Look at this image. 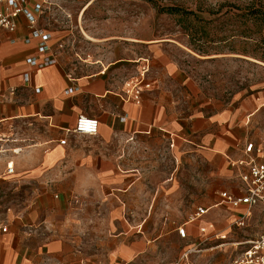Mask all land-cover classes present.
Returning a JSON list of instances; mask_svg holds the SVG:
<instances>
[{"label": "crops", "instance_id": "0c3cea01", "mask_svg": "<svg viewBox=\"0 0 264 264\" xmlns=\"http://www.w3.org/2000/svg\"><path fill=\"white\" fill-rule=\"evenodd\" d=\"M70 1L32 0L29 5L44 8L36 28L52 34L49 45L56 66L27 65L29 58L43 55L38 40L25 43L31 32L24 16L18 17L14 33L0 31V145L21 149L19 155L0 157V187L29 186L34 193L24 210L0 212L8 227L7 233H0V264H187L189 258L212 251L208 244L227 246L226 234L232 229L259 223L262 216L264 222L262 207L246 216L245 206L232 209L221 197H243L240 176L248 170L246 163L264 160V143H253L256 137L249 127L264 113V100L236 105L202 100L190 77L170 60L156 75L148 72L144 84L151 87H143L136 97L128 81L146 60L139 59L134 71L127 59L106 62L101 49L94 56L75 54L76 22L70 24L65 7ZM75 59L79 61L73 63ZM80 117L99 122L96 136L71 133ZM159 137L172 148L178 140L185 141L203 157L220 180L219 202L208 201L213 204L197 208L176 229H162L155 239L148 238L143 227L112 228L110 221L103 227L96 218L93 227L78 226L69 211L72 198L97 203L104 188L119 192L135 187L140 182L135 173L150 163L151 146ZM249 144L255 148L251 154L246 153ZM257 149L263 150V157ZM9 163L14 175L7 174ZM199 209L206 214L195 218ZM219 211L230 218L226 234ZM84 228L89 231L83 233ZM180 229H185V238ZM261 235L264 231L255 238Z\"/></svg>", "mask_w": 264, "mask_h": 264}, {"label": "rangeland", "instance_id": "374dc122", "mask_svg": "<svg viewBox=\"0 0 264 264\" xmlns=\"http://www.w3.org/2000/svg\"><path fill=\"white\" fill-rule=\"evenodd\" d=\"M153 1L159 7L192 11L207 22L214 43L192 44L178 18L159 13L149 0H73L65 3V7L71 16L70 24L76 22L72 34L73 40H77L75 54L84 52L85 57L94 56L101 49L106 62L127 59L129 68L134 71L139 59L148 60L152 76L161 70L162 63L170 60L190 77L192 89L199 90L202 100L233 105L248 99L264 100V61L242 53L256 50L264 33L253 29L252 36L244 38L241 33L246 28L242 25L243 19L235 17L239 12L234 8H246L253 1L261 2L264 7V0ZM197 24L193 18L189 26ZM262 54V50L255 53L259 57ZM249 127L256 137L253 143L263 144L264 113L251 121ZM150 155V163L140 166L135 173L140 182L128 191L104 188L103 198L97 203L72 198L74 203L69 211L81 223L77 221V225L93 227L96 218L95 222L100 220L103 227L108 221L112 228L143 227L148 238L155 239L162 229H176L187 223L197 208L213 204H207L208 201L219 202L220 180L212 175L203 157L190 149L188 143L178 140L172 148L159 137L152 144ZM33 194L29 186L0 187V212L24 210ZM219 212L223 221L221 228L226 234L230 218L224 211ZM262 217L259 223L249 224L244 229H232L230 235L226 234L227 246L217 249L219 242L208 244L212 251L189 258L187 264H231L234 257L247 248L245 243L264 231Z\"/></svg>", "mask_w": 264, "mask_h": 264}, {"label": "built area", "instance_id": "2783aa9c", "mask_svg": "<svg viewBox=\"0 0 264 264\" xmlns=\"http://www.w3.org/2000/svg\"><path fill=\"white\" fill-rule=\"evenodd\" d=\"M32 0H0V31H6L8 33H14L17 29V19L19 16H24L29 22V28L31 35L26 39L25 43L30 44L32 40L39 41V51L43 55L42 58H29L26 63L31 68L45 69L48 67L56 66L58 64L57 58L52 55V49L49 45L53 39L52 34L43 29L36 28L38 23V17L43 14L44 8L42 4L35 3L34 7L30 8L29 5ZM149 66L148 61H145V65L141 71H138L136 76H133L128 84L133 88L135 96L137 97L142 88L149 89L151 84H144V81L148 75ZM26 82L29 81V76L26 75ZM39 92V91H38ZM71 92V91H69ZM99 122L96 119L87 117H80L76 123L75 129L71 132L78 136L93 137L98 134ZM16 142L15 140L12 141ZM1 143V140H0ZM66 141H62L61 145H65ZM255 150L253 144H249L246 147V153L251 154ZM11 152L13 155H19L21 153L20 148L5 149L0 145V157ZM256 153L263 157V150L257 149ZM244 165V163H240ZM248 170L243 173L240 178L244 185L245 195L241 198L234 197L228 193L221 195L225 204L232 209H239L245 206L247 208L246 216L255 207H262L264 210V160L257 162L251 159L246 163ZM15 170L12 163L7 165V174L14 175ZM206 214V210L199 209L195 218H200ZM239 221L238 223H241ZM237 223V224H238ZM8 232V227L5 221L0 216V233L5 234ZM205 232V230H203ZM179 235L182 238L186 237L185 229L179 230ZM246 249L241 256L236 259L232 264H264V235H261L251 241L245 243Z\"/></svg>", "mask_w": 264, "mask_h": 264}, {"label": "trees", "instance_id": "16d2710c", "mask_svg": "<svg viewBox=\"0 0 264 264\" xmlns=\"http://www.w3.org/2000/svg\"><path fill=\"white\" fill-rule=\"evenodd\" d=\"M151 4L158 10L159 13H166L169 15H173L178 18L179 23L182 26V30L186 33V35L192 41V44L198 43L200 41H204L205 43H214V38L208 31L207 22L203 19H199L197 15H195L192 11H187L181 8L174 7H159L153 0H149ZM238 10L239 14L235 15L237 18H242V25L245 26V30L242 31L241 35L244 38H250L252 36V30L256 29L258 32L264 33V7L261 5V2L253 1L246 8L234 7ZM213 15V13H211ZM198 22L197 26L190 27L189 23L193 20ZM252 26V29H250ZM250 36V37H249ZM256 50L252 53H249L246 50H243L242 53L244 55H252L254 58H259L261 61H264V38L261 39L259 43L256 44ZM262 50L263 54L261 57L255 55L256 51ZM198 51L202 52L201 49ZM202 53H206L203 51ZM254 53V54H253Z\"/></svg>", "mask_w": 264, "mask_h": 264}]
</instances>
